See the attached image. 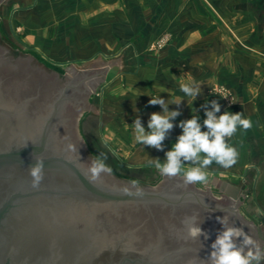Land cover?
I'll list each match as a JSON object with an SVG mask.
<instances>
[{"label": "water", "instance_id": "obj_1", "mask_svg": "<svg viewBox=\"0 0 264 264\" xmlns=\"http://www.w3.org/2000/svg\"><path fill=\"white\" fill-rule=\"evenodd\" d=\"M118 71L71 65L61 76L0 40V264H208L223 230L217 217L264 249V224L241 216L244 182L210 180L217 197L180 176L155 188L107 173L92 179L77 123ZM34 153L44 162L38 187L28 171ZM189 217L208 239L188 235Z\"/></svg>", "mask_w": 264, "mask_h": 264}, {"label": "crops", "instance_id": "obj_2", "mask_svg": "<svg viewBox=\"0 0 264 264\" xmlns=\"http://www.w3.org/2000/svg\"><path fill=\"white\" fill-rule=\"evenodd\" d=\"M27 1L34 9L24 17L25 38L39 53L77 70L119 67L102 84L106 97L120 96V109L111 101L115 109L107 114L120 110L123 133L134 129L137 117L147 130L150 115L163 113L149 104L157 96L182 100L168 106L181 115L163 144L182 134L180 121L199 116L202 124L201 105L213 99L221 105L218 115L242 111L250 118L253 127L230 141L240 152L238 163L230 169L214 164L212 180L248 182L241 216L264 224V0ZM116 79L121 85L108 87ZM180 84H198L200 95L185 96ZM218 86L235 97L233 104L214 91Z\"/></svg>", "mask_w": 264, "mask_h": 264}, {"label": "clouds", "instance_id": "obj_3", "mask_svg": "<svg viewBox=\"0 0 264 264\" xmlns=\"http://www.w3.org/2000/svg\"><path fill=\"white\" fill-rule=\"evenodd\" d=\"M179 89L193 100L201 91L198 84H180ZM173 103L180 105L182 100L165 101L160 96L151 97L149 104L159 105L163 113L154 112L150 115L147 130L139 117L133 121L134 138L138 144L163 151V142L174 128L173 121L181 115L179 110H169V104ZM201 108L206 117L202 124L199 116L179 122L182 134L177 137L171 150L165 152L164 162L159 158L148 157V165L154 167L161 176H180L186 185H204L208 183L207 169L211 165L230 169L238 163L240 152L230 141L238 130L247 132L253 127L251 119L245 117L242 111H225L218 115L221 105L216 99L201 105ZM202 127L206 128V131L202 130ZM33 159L36 163L30 166L28 171L33 187H38L44 177V162L35 153ZM106 160L107 156L101 153L92 161L89 168L92 179H98L102 173H112L113 169ZM217 219L223 230L218 231L211 244L208 264H264V249L252 236L241 227L229 226L223 218ZM186 225L191 238L203 236L208 239V233L201 229L200 223L197 224L196 217L186 218Z\"/></svg>", "mask_w": 264, "mask_h": 264}, {"label": "rangeland", "instance_id": "obj_4", "mask_svg": "<svg viewBox=\"0 0 264 264\" xmlns=\"http://www.w3.org/2000/svg\"><path fill=\"white\" fill-rule=\"evenodd\" d=\"M25 1H0L1 42L17 54L29 56L54 73L64 76L68 69L66 66L49 60L42 53H39L34 45L27 42L25 38L26 23L24 17H26L27 11L34 9V6L31 1ZM133 59L136 58L133 57ZM86 70L78 69V71ZM115 82L109 84L108 87H118L121 85L119 80ZM104 90L105 87L103 84L95 88L86 102L96 104L97 109L94 112L83 111L77 123V136L86 152L93 159L101 153L105 154L107 156L106 163L113 169L111 174L115 177L152 188L159 186L163 180V176L154 167L148 165V157L152 159L159 158L161 162H164L165 152L171 150L173 144H163V151L137 144L134 138L135 133L133 131L134 129H132L133 127L130 133L122 132L120 110H117L118 113L113 117L107 114L108 110L115 109L110 105L111 101L115 105L117 104L116 109H120V96L116 97V95H113L106 97L103 93ZM225 90L221 86L214 88V91L225 93V97H227L225 101L231 105L235 102V97L227 93L228 90ZM122 140L128 141L123 142ZM185 167H188V165H185ZM214 169H216L214 164L207 169L208 182L217 175L214 173ZM233 183H241V181L235 180ZM243 185L246 188L249 184L248 182H244ZM193 186L201 192H210L213 196L220 197V192L215 186L207 187V184ZM241 202H243V198ZM246 203L248 204V202Z\"/></svg>", "mask_w": 264, "mask_h": 264}]
</instances>
